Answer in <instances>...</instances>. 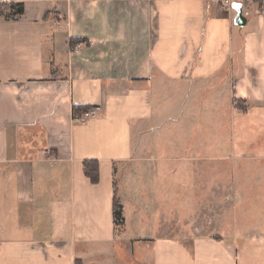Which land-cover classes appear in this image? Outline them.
Listing matches in <instances>:
<instances>
[{
  "label": "crops",
  "instance_id": "1",
  "mask_svg": "<svg viewBox=\"0 0 264 264\" xmlns=\"http://www.w3.org/2000/svg\"><path fill=\"white\" fill-rule=\"evenodd\" d=\"M11 1L25 12L0 14V264H264V229L180 225L211 215L210 177L203 212L177 205L197 181L181 174L214 158L264 226V12L241 26L223 0Z\"/></svg>",
  "mask_w": 264,
  "mask_h": 264
},
{
  "label": "rangeland",
  "instance_id": "2",
  "mask_svg": "<svg viewBox=\"0 0 264 264\" xmlns=\"http://www.w3.org/2000/svg\"><path fill=\"white\" fill-rule=\"evenodd\" d=\"M257 3H252V0H245V4L248 8L244 9V14L248 16L252 14L254 8L257 9L260 7H264V0H254ZM216 119V118H215ZM225 122V118H224ZM215 123H217V127H215ZM221 126V129H220ZM226 125L216 119L215 121L211 122V155L217 156L219 154H215V151H218L215 146L216 142L219 141L222 137L216 139L214 137L215 132L222 133ZM216 136V135H215ZM228 141V140H227ZM218 160L211 158L210 161H205L204 166L201 167L198 165L199 162H194V167L189 166V170L193 173H197L196 175L190 176L189 170H187V174H181L184 176L185 179L191 180V177H194L195 185H192L189 189V184L185 185L186 188L183 190L179 189L177 198V205L179 208L186 209L187 213H194L196 212H203L201 209L202 202H207L206 199H202L200 196L204 192L207 193V188L209 187L208 181L209 177L213 180L212 181V199H211V215L202 217L201 215H193L187 217L180 218V225L185 226L187 229L196 226H203L205 229L208 228V222L210 223V231L214 234H224L229 238H238L239 236H245L247 232L254 231V226L256 230L264 229V226L261 224L254 225V212L252 207L254 206V201L251 199H244L248 195H251L250 192L244 193V186L241 190L236 191V186L233 183V169H226L224 174L220 172H224L223 166H218ZM221 162V161H220ZM224 165H233L234 161H223ZM186 163V162H185ZM253 164V163H252ZM221 169H220V168ZM244 167V166H243ZM195 170L197 172H195ZM235 170V168H234ZM246 173L240 174V171L237 170L238 173L236 180H249L250 177H253V174L250 173V168H244ZM221 174V176H218ZM240 176V177H239ZM219 177V180L217 179ZM220 177H223L222 181H220ZM194 180V181H195ZM181 185V183H179ZM241 185V183L239 184ZM180 188H184L181 187ZM213 188L220 189L219 192L213 191ZM189 189V190H188ZM248 194V195H247ZM240 197L239 201L237 202L236 198ZM200 199V200H199ZM182 206V207H181ZM224 207L225 212L220 213L222 208ZM195 209V210H194ZM261 218V217H259ZM264 218V216H263ZM258 220V219H257ZM193 221V222H192ZM218 231V232H217ZM222 231V232H221ZM189 235L191 233L187 232Z\"/></svg>",
  "mask_w": 264,
  "mask_h": 264
},
{
  "label": "trees",
  "instance_id": "3",
  "mask_svg": "<svg viewBox=\"0 0 264 264\" xmlns=\"http://www.w3.org/2000/svg\"><path fill=\"white\" fill-rule=\"evenodd\" d=\"M25 12V4L23 1H11L0 5V14L7 18H16ZM77 38L71 39V45L74 47L78 42ZM73 116L81 117L92 109L91 105H73ZM84 172L86 176L94 183L100 180L99 161L96 158L85 159L83 162ZM113 217L116 226H122L125 223L124 205L119 196V186L114 181V197H113Z\"/></svg>",
  "mask_w": 264,
  "mask_h": 264
},
{
  "label": "water",
  "instance_id": "4",
  "mask_svg": "<svg viewBox=\"0 0 264 264\" xmlns=\"http://www.w3.org/2000/svg\"><path fill=\"white\" fill-rule=\"evenodd\" d=\"M231 6L236 10V16L234 17V23L237 25H245L247 23V17L243 11V3L241 1H233Z\"/></svg>",
  "mask_w": 264,
  "mask_h": 264
},
{
  "label": "built area",
  "instance_id": "5",
  "mask_svg": "<svg viewBox=\"0 0 264 264\" xmlns=\"http://www.w3.org/2000/svg\"><path fill=\"white\" fill-rule=\"evenodd\" d=\"M223 2L225 3L226 6H231V0H223ZM260 10L262 12H264V7H260ZM81 43L78 42L73 48L75 49H79ZM91 110L88 111L87 113H85L84 115H82L81 117H77V119H81V120H85V118L88 116V115H91Z\"/></svg>",
  "mask_w": 264,
  "mask_h": 264
}]
</instances>
